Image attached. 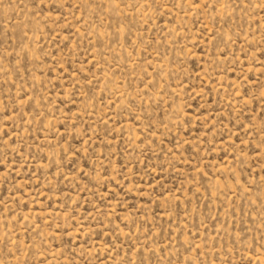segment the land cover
I'll return each mask as SVG.
<instances>
[{
    "label": "rangeland",
    "instance_id": "1",
    "mask_svg": "<svg viewBox=\"0 0 264 264\" xmlns=\"http://www.w3.org/2000/svg\"><path fill=\"white\" fill-rule=\"evenodd\" d=\"M0 264H264V0H0Z\"/></svg>",
    "mask_w": 264,
    "mask_h": 264
}]
</instances>
